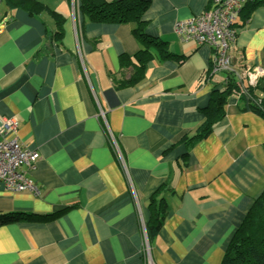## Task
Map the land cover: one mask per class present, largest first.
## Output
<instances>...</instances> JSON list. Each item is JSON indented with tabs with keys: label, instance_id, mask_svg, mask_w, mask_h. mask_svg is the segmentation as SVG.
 <instances>
[{
	"label": "crops",
	"instance_id": "crops-1",
	"mask_svg": "<svg viewBox=\"0 0 264 264\" xmlns=\"http://www.w3.org/2000/svg\"><path fill=\"white\" fill-rule=\"evenodd\" d=\"M39 1L63 21L0 0V122L17 119L40 152L38 192L0 184V264H148L147 239L153 264H221L264 188V116L232 93L208 135L183 140L227 73L174 25L216 0H150L144 31L162 44L142 67L135 23L93 21L80 0ZM237 21L234 58L264 68V3ZM154 194L169 209L151 243Z\"/></svg>",
	"mask_w": 264,
	"mask_h": 264
},
{
	"label": "trees",
	"instance_id": "trees-1",
	"mask_svg": "<svg viewBox=\"0 0 264 264\" xmlns=\"http://www.w3.org/2000/svg\"><path fill=\"white\" fill-rule=\"evenodd\" d=\"M1 1L9 9L24 8L31 15L47 11L60 19L61 22L63 21V16L60 13L50 9L39 0ZM80 2L83 13L93 21L107 23L133 22L136 24L135 33L141 40L147 41V46L136 55L137 66L142 67L151 58L150 46H161L162 42L148 40L144 31L145 20L143 16L151 5L150 0H80ZM261 3H264V0H248L245 3L240 13L241 24L251 17L255 8ZM235 26H238V21ZM239 88L240 85L236 76L233 73H227L224 86L220 90L213 91L212 102L203 111L205 114L203 123L197 127L193 135L186 134L183 136V140L186 141L189 148L213 130L215 123L221 120L225 114L224 106L227 104L229 96L238 91ZM240 99L245 100L246 107L264 116V83L262 80L256 86H247V94L241 96ZM163 188H165L164 191L168 189L165 186ZM151 202L153 204L157 202L155 194L151 197ZM168 209V205L162 202V199L157 202V206L153 210V217L147 223L151 243L164 223ZM221 264H264V188L254 199L247 215L234 233Z\"/></svg>",
	"mask_w": 264,
	"mask_h": 264
},
{
	"label": "built area",
	"instance_id": "built-area-1",
	"mask_svg": "<svg viewBox=\"0 0 264 264\" xmlns=\"http://www.w3.org/2000/svg\"><path fill=\"white\" fill-rule=\"evenodd\" d=\"M247 1L216 0L214 7L179 19L174 25L175 32L182 40L195 41L212 49L211 70L215 73H233L240 85L234 95L239 98L247 94V86H256L264 78L263 67L249 65L244 59H235L232 53L237 39L235 24ZM2 29L0 24V32ZM18 127L15 118L5 117L0 122V184L14 193L38 192V186L29 173L36 169L40 152L23 144L17 135ZM110 139L116 151L120 152L113 135ZM144 253L148 264H153L148 239Z\"/></svg>",
	"mask_w": 264,
	"mask_h": 264
},
{
	"label": "rangeland",
	"instance_id": "rangeland-1",
	"mask_svg": "<svg viewBox=\"0 0 264 264\" xmlns=\"http://www.w3.org/2000/svg\"><path fill=\"white\" fill-rule=\"evenodd\" d=\"M3 6H4V4H2V3H0V11L3 9ZM225 73V72H224ZM224 73H218L219 75H221V76H224ZM225 77H226V74H225ZM224 77V78H225ZM234 94V93H233ZM144 250H145V246H144Z\"/></svg>",
	"mask_w": 264,
	"mask_h": 264
}]
</instances>
